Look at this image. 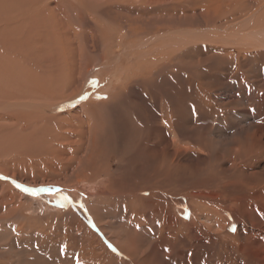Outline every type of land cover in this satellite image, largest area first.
Segmentation results:
<instances>
[{"label": "rangeland", "instance_id": "374dc122", "mask_svg": "<svg viewBox=\"0 0 264 264\" xmlns=\"http://www.w3.org/2000/svg\"><path fill=\"white\" fill-rule=\"evenodd\" d=\"M145 1V4L132 1L129 4L126 0H0V69L11 71H0V94L6 91L16 95L17 101L34 99L41 104L52 102V96L49 95V99L46 98L48 95L34 94V97L19 99L18 93L23 94L29 88L27 86L34 85L33 82H46L48 76L41 72L49 74L55 70L52 67L62 66L61 59H67L63 54L71 55L68 57L70 62V58L79 59V51L83 49L78 45L89 39L95 29L110 31L128 40L144 41L147 45L150 41L165 39L168 31L162 20H170L173 16L178 21L182 19L180 17L191 16L192 20L200 21L199 25L192 24L189 42H176L178 44L170 47L162 43L151 54L143 51L144 54L141 56L140 53L138 57L142 64L150 55L153 57L158 53L157 56L162 58L157 73L155 70L150 77L143 76L150 82L156 81L157 89L154 93L146 86L139 91L136 89L138 99L133 101L142 112L136 125L147 132L146 142L152 146L148 151L150 157L159 159V151H166L170 161L176 164L178 178L173 181L176 191L168 197H155L156 187L130 193L131 189L123 190L119 186L120 181L137 182L134 179L141 172L149 171L147 164L143 168L136 160L144 158L142 153L134 157L139 149L130 153L123 150V142L128 141V146L136 143L130 144V139L119 133L125 120L123 113L117 115L116 111H109L108 118L120 123L116 127L119 138L115 139L124 154L113 163L112 158L107 161L106 153L102 156L105 164H100L109 168L112 176L98 173L93 168L101 165L85 163L83 159L89 151L86 139L80 145L82 149L79 145V150L73 149L76 160L82 159L77 167L76 160L66 165L63 160L52 158L44 145L42 150L38 149L40 146L29 140L31 130L10 136L2 133L0 264H91L92 257L97 264H264V0ZM79 4L86 10L84 15L76 9ZM143 6L148 8L141 9ZM207 16L211 17L207 19L209 22L204 20ZM126 17L146 21L150 17L161 19L160 24L165 30L152 37L139 32V28L133 30V25H129L130 28L123 25ZM114 19L119 20H116L117 24ZM49 26L56 27L52 28L56 31L51 33ZM62 34L66 36L62 38ZM55 35L61 39L58 46L62 50H56ZM93 37L96 38L95 33ZM113 40L116 42V38ZM110 41L109 38L107 43ZM98 42L96 49L100 53L102 44ZM115 42L108 44L110 50H114L110 62L97 57L87 66L78 65L81 59L74 66L68 62L64 65L65 68H76V77L71 79L74 84L73 81L66 82L69 85L66 84V88L71 89L68 91L74 92L69 100L60 103V114L65 116L64 112L69 111L75 115L84 105L106 103L113 87L121 83L126 72L136 69L128 63L124 48ZM88 46L87 52L94 50ZM56 53L57 57L54 56ZM168 53L169 57L166 56ZM170 61V65L167 64ZM39 67L41 70L37 69ZM152 76L153 80H150ZM53 77L54 82L57 76L50 79ZM172 78H176L177 85L174 86L178 92L165 86L164 80L172 81ZM0 107L3 106L0 104ZM79 114L83 117V112ZM87 116L96 124V129L104 119L101 113ZM72 120L66 121L64 126L74 128ZM200 120L204 126L208 125L209 131L200 127ZM49 126L53 128V125ZM153 127L160 131L158 137ZM37 133L33 134L34 138L43 136V133ZM107 133L105 139L110 136ZM97 135L101 136V133ZM190 135L202 142L195 143ZM61 145L59 148L65 150L66 146ZM103 149L105 147H100L97 151ZM184 167L187 175L180 170ZM163 180L159 176L155 182L163 183ZM25 189L37 191L32 194ZM183 193L189 195L188 200L182 197ZM197 193V199H191L190 196ZM114 194L118 196L111 197ZM124 197L137 201L127 205L126 215V208L118 205ZM92 208H104L111 216L106 217L103 213L102 219L95 223ZM125 216L129 220L126 219L127 224L118 221ZM96 239L107 247V253L101 252ZM93 248L99 257L91 254Z\"/></svg>", "mask_w": 264, "mask_h": 264}, {"label": "bare ground", "instance_id": "6f19581e", "mask_svg": "<svg viewBox=\"0 0 264 264\" xmlns=\"http://www.w3.org/2000/svg\"><path fill=\"white\" fill-rule=\"evenodd\" d=\"M129 4H130V1L134 2V3H139V2H143V4H145L147 1L145 0H126ZM66 2V0H65ZM76 2V1H75ZM60 3V2H59ZM82 3V2H81ZM264 3V2H263ZM67 4H69L67 2ZM132 4V3H131ZM142 4V3H141ZM140 4V5H141ZM259 4V3H258ZM7 5V4H6ZM39 5V3H38ZM71 5V4H70ZM133 5V4H132ZM138 4V6H140ZM9 7V6H8ZM75 7V6H73ZM191 7V6H190ZM76 8V7H75ZM144 8H148V6H143L141 9H144ZM169 8L170 10V7H167ZM175 8V7H174ZM79 13H86V10L83 8H80V4L78 5V7L76 8ZM75 9V10H76ZM137 9H140V8H137ZM141 9L139 11H141ZM109 10V9H106V11ZM112 10V9H111ZM2 11V10H1ZM7 11V10H6ZM77 11V12H78ZM147 11V10H146ZM174 11V10H173ZM142 12V11H141ZM140 12V13H141ZM185 12V11H184ZM76 13V12H75ZM108 13H111L108 11ZM107 13V14H108ZM146 14L148 12H145ZM153 13V12H152ZM45 14V13H44ZM88 14V15H87ZM85 15L89 16L90 14L87 13ZM93 14V13H91ZM96 14V13H95ZM149 14V13H148ZM84 15V14H83ZM98 16V13L96 14ZM145 15V14H144ZM45 16V15H44ZM50 16V15H49ZM82 16V15H81ZM92 16V18H97L96 16L94 15H90ZM89 16V17H90ZM84 17V16H82ZM88 17V19H90ZM110 17V16H109ZM141 17V16H140ZM94 18V19H95ZM182 19H179L178 21L172 16V18L169 20L168 18L166 20H162L164 21L165 23H163L164 27H166V30L164 29V27L162 26V24H160V20L161 19H158V20H153V18H147V21L146 19H142V18H128L126 17L125 18V24L123 25H126L127 24V27L130 26H134L132 27L133 30H136V28H139V32L143 31V32H146L150 35H152V37L154 35H156L158 32H161V31H168L166 34H165V39L163 37V40L159 38V40H153V41H150L147 45H150V46H147V45H144V41H138V40H128V39H125L123 36L121 35H117V34H113V32L111 33L110 31H106V30H103V29H95L96 31H94L95 33V36L96 38L93 37V35L90 36L89 39H84L85 37H83L84 39V42L82 44H80V46L78 45V47H82V51L80 53V58L78 59V57H76L77 59H73V58H70L72 62L68 61V57L69 55H65L63 54L64 56H67V59H61L63 61V65H59L58 67H52L53 69H55L54 71H50L49 74L47 72H41V74H46L48 76H45L48 80V82L44 81V80H41V82L38 83L37 82H33L31 84H34L29 88L25 89L24 92H22L23 94L21 93H18V98L19 99H22V98H26V97H34L35 95L34 94H37L38 96L40 97H44L45 95H48V97L46 98H49L50 96H52V99L50 103H47V104H41L40 102L38 101H35L34 99H30L28 101H24V100H19L17 101L16 100V95H11L10 93L4 91L0 94V97H2L0 99V104L3 106V107H0V134L2 135V133L4 134H8L9 136L10 135H13L17 132H20L22 130H31L29 131V140L34 143L36 146H40V148L38 149H41V146L44 145L46 146L45 148V151L48 152L52 158H56L58 159L59 161L63 160L64 163H66V165H69L72 161H75L76 160V156L74 155L75 154V150H73L74 148H76V150H79V148L77 147V145H80L85 141L86 139V142H87V152H84V153H87V155L85 156V163H88V162H94L92 163L91 165H101L100 163H103L102 162V156L105 154L106 156V159L108 158L107 161H109V158H112V163L114 160H118L119 159V155H123L124 154L122 153V151L118 148V144H116L117 139L115 138H119L118 135L116 134L117 132V129L116 127H118V125H120V123H117V121L115 120V122H113L112 120H110L108 117H109V111L111 110L112 112L113 111H116L117 112V115H120L121 113H123V117L125 118V120L123 121L122 125H121V131L119 133H123L125 134L126 137H128V139H130V144H133L135 141V145H130L128 146V141H125L122 143V146H123V150H126L128 151L129 153L136 149L138 150L139 149V152L134 155V157H137V155L139 153H142L141 157H144V158H139V159H136L137 161H139L140 163L138 164L139 166H142L144 168V164H147V168L149 171L146 172V173H143L141 172L140 175H138L136 177V180L137 182H131V181H120L119 183V186L121 188L124 189H131L132 191H130V193H135L138 191V189H143L144 190H147L146 187H156V194L154 195L155 197H158L160 195H164L166 197L170 196L171 193H173L174 191H176L174 188H173V181L174 179H177L178 178V170L176 168V164L174 165L170 159H169V155L166 151H159V159L157 158H153V157H150V153L148 154V151L151 149L150 145L146 142L147 140L145 139V135H147V132H144L141 131V129L139 128L138 129V125H136L139 120V117L140 115H142V112L139 111L138 109V104L135 103L134 101L136 100V98L138 99V91L140 88H146L148 87V89L154 93L155 89H157L158 86H156L157 82L154 81L153 82H150L148 79H143V76H151L150 74H152L153 71L157 70V66H158V62H159V59H162L161 57H158L157 54L155 56H149L148 57V61L145 60V62L142 64L141 62V58L138 60V57H140V53L141 56L145 53V54H151L154 50H157L158 47L163 43V45L167 44V47L171 44H175L176 42H179L180 43H186V41L189 40V35H191L193 32H191V27H192V24L195 23V25H199L200 21L196 20V19H193L191 18V16H184V17H180ZM211 17H204V20H206L207 22H209V19ZM54 19V18H53ZM84 19V18H83ZM92 19V20H94ZM94 20L95 21H98V20ZM116 20L119 21L118 19H114L113 22L115 24L116 23ZM100 21V20H99ZM202 21V20H201ZM47 22V21H46ZM137 22H141V23H137ZM205 22V23H207ZM50 23V21H49ZM63 23V22H62ZM89 23V22H88ZM120 23V22H119ZM118 23V24H119ZM65 24V23H63ZM75 24V23H74ZM96 24H99V23H96ZM106 24V23H105ZM56 25V24H55ZM54 25V26H55ZM101 25V24H99ZM121 25V24H119ZM161 25V26H160ZM47 26V25H46ZM68 26V25H67ZM51 26H49L50 28ZM85 27V26H84ZM126 27V26H124ZM146 27V28H144ZM54 28V27H52ZM51 29V33H53V31H56L54 29ZM66 28V27H65ZM130 28V27H129ZM49 29V30H50ZM61 30V28H59ZM127 29V28H126ZM35 30V29H34ZM44 30V28H43ZM53 30V31H52ZM68 30V28H67ZM200 30V29H199ZM38 31V30H37ZM63 31V30H62ZM129 31V30H128ZM127 31V32H128ZM69 32V31H68ZM67 32V33H68ZM82 32V31H81ZM88 32V31H87ZM130 32V31H129ZM31 33V32H30ZM47 33V32H46ZM62 33V32H61ZM126 33V32H125ZM122 34V33H121ZM134 34V33H133ZM137 34V33H136ZM161 34V33H160ZM50 35V33H49ZM58 35V34H57ZM83 35V34H82ZM114 35H117V36H114ZM163 35V34H162ZM200 35V34H198ZM53 36V35H52ZM62 38L63 36H66L65 34L61 35ZM74 36V35H72ZM75 36L78 37V35L76 34ZM126 36V35H125ZM56 38V35L54 36ZM52 37V40L53 38ZM60 37V36H59ZM88 37V36H87ZM145 37V36H144ZM15 38V36H14ZM71 38V36H70ZM75 38V37H74ZM110 40L112 39V41H110L109 43H107V40ZM116 38V43L115 39ZM127 38V36H126ZM138 38V36H137ZM140 38H141V35H140ZM20 39V38H19ZM36 39V38H35ZM34 39V40H35ZM57 39V38H56ZM67 40V37L65 38ZM157 39V38H156ZM188 39V40H187ZM205 39V38H204ZM203 39V40H204ZM16 40V38L14 39V41ZM33 40V39H32ZM41 40V39H40ZM72 40V39H71ZM75 40V39H74ZM128 40V41H126ZM20 41V40H19ZM42 41V40H41ZM54 41V40H53ZM56 41V40H55ZM61 41V39H57V43H55V45L57 46V51L58 49L60 50L61 48L58 46L59 42ZM64 41V40H63ZM100 41L102 44V48L100 49V53H98L97 51V46H99V42ZM115 42L116 45L120 48H124L121 49L123 51H125V53L127 54L128 56V60L126 62H128L129 64H131L133 66V69L134 67L136 66V69L135 70H132V71H127L125 76L122 78L121 80V83L119 82V84H117L116 86L113 87V90L110 94V97L108 99V101L106 103H102V104H99L97 103V105H94V104H87V105H84L82 107V110L81 111H78L75 115H71L69 113V111L67 112H64L66 113L65 116L62 115V113L60 114L59 113V110L61 107V104L63 101H65V99L67 100L68 97H71V93L74 92V91H68V90H71V89H67L66 87V84L69 83V82H72L73 81V84H74V80H71L72 78L75 79V73H74V70L76 68H65L64 65L66 64L67 65V62L70 63L72 66H74V63H77L80 59V61L77 63L78 65L80 64H84L82 66H87L89 64V62L91 63V61L95 58H100L103 60H107V62H110L111 61V55L114 50H110L108 44H111L112 42ZM45 42V41H44ZM68 41H66L67 43ZM189 42V41H188ZM19 43V42H18ZM17 43V44H18ZM24 43V42H23ZM54 43V42H53ZM64 43V42H63ZM65 43V44H66ZM8 44V43H7ZM25 44V43H24ZM65 44H64V47H65ZM68 44V43H67ZM79 44V42H78ZM113 44V43H112ZM146 44V43H145ZM178 44V43H176ZM175 44V45H176ZM182 44V45H183ZM19 45V44H18ZM54 45V46H55ZM60 45V44H59ZM70 45V43H69ZM90 46L91 48H93L94 50L92 51H89L87 52L86 49H87V46ZM115 45V44H114ZM144 45L145 49H141L142 46ZM55 46V48H56ZM68 45H66L67 47ZM72 46V45H71ZM70 46V47H71ZM88 46V48H90ZM180 46V45H179ZM69 49H72V47H74V44L73 46ZM117 47V48H118ZM176 47V46H175ZM178 47V46H177ZM79 48V49H80ZM180 48V47H179ZM183 48V47H182ZM11 49V48H10ZM44 49V48H43ZM164 49V48H163ZM172 49V48H171ZM177 49V48H175ZM188 49V48H187ZM62 50V49H61ZM73 50V49H72ZM120 50V49H119ZM174 50V49H172ZM184 50V49H183ZM52 51V49H51ZM55 51V49L53 50V52ZM65 51V50H64ZM69 51V50H68ZM74 51L76 52L75 54H77V50L74 48ZM144 51V53H143ZM175 51V50H174ZM52 52V53H53ZM73 52V51H72ZM49 53V52H48ZM55 53V52H54ZM61 53V52H60ZM59 53V54H60ZM89 53V55H88ZM161 53V52H160ZM164 53V52H163ZM184 54V53H183ZM182 54V55H183ZM18 55V54H17ZM61 55V54H60ZM54 56H58L57 53L56 55ZM53 56V57H54ZM71 56V55H70ZM75 56V55H74ZM78 56V55H77ZM146 56V55H145ZM166 56H170V53H168ZM9 57V56H8ZM52 57V56H50ZM12 58V57H11ZM14 58V57H13ZM47 58V57H46ZM31 59V58H30ZM59 59H60V56H59ZM100 59H99V62H100ZM13 60V59H12ZM35 60V59H34ZM57 60V59H56ZM151 60V61H149ZM184 60V59H183ZM186 60V59H185ZM29 61V60H28ZM33 61V59H32ZM9 62V61H8ZM53 62V61H52ZM58 62V61H57ZM88 63V64H87ZM146 63V65H145ZM171 61L168 62L167 64L170 65ZM173 63V61H172ZM45 64V63H44ZM105 64V62H104ZM142 64V66H141ZM148 64L150 65V67L148 68ZM49 65H50V62H49ZM53 65V64H51ZM109 65V64H107ZM154 65H156V67H154ZM180 65V64H179ZM30 66V65H29ZM144 66H146L147 68H145L144 70ZM140 67L142 69H140ZM162 67V66H161ZM5 68V67H3ZM44 68V67H43ZM42 68V69H43ZM182 68V67H181ZM185 68V67H184ZM2 69V68H1ZM0 69V71H1ZM6 69V68H5ZM38 70H41V67L37 68ZM45 69V68H44ZM80 69V68H79ZM180 69V67L178 68ZM187 69V68H186ZM7 70V69H6ZM4 70V71H6ZM48 70V69H47ZM45 70V71H47ZM183 70V69H181ZM3 71V69H2ZM3 71V72H4ZM9 71V70H7ZM160 71L161 68H160ZM11 72V71H9ZM86 72V71H85ZM158 72V70L156 71V73ZM168 72V71H167ZM38 73V72H37ZM122 73V72H121ZM155 73V74H156ZM163 73V71H162ZM63 74V75H62ZM163 74H166L163 73ZM169 74V73H168ZM171 74V72H170ZM178 74V72H177ZM10 75V74H8ZM53 75H56L57 78L56 80L53 82V79H50V77H52ZM62 75V76H61ZM174 75V74H173ZM172 75V76H173ZM176 75V74H175ZM181 75V74H180ZM201 75V73H200ZM78 76V74H77ZM61 77H65L64 79L61 78ZM174 77V76H173ZM116 78V77H115ZM166 78V76H165ZM177 78V77H176ZM176 78H172L173 80L170 81V80H164L165 81V86H167L170 90L172 91H177L178 89L175 87L177 84H175V80ZM184 78V77H183ZM118 79V78H117ZM64 80V81H63ZM67 80V81H66ZM150 80H153V76L151 77ZM184 80V79H183ZM69 81V82H68ZM120 81V80H119ZM163 81V82H164ZM67 82V83H66ZM139 82V83H138ZM181 84V83H180ZM45 85H49V86H45ZM68 85V84H67ZM82 86V84H80ZM158 85V84H157ZM175 85V86H174ZM192 85V84H191ZM4 86V85H3ZM51 86H54V87H51ZM69 86V85H68ZM80 86V87H81ZM49 87V88H48ZM83 87V86H82ZM174 87V88H172ZM31 88V89H30ZM74 88V87H73ZM138 89V91L136 90ZM182 89V88H181ZM76 90V89H75ZM169 90V91H170ZM77 91V90H76ZM144 91V90H143ZM142 91V92H143ZM165 91V90H164ZM11 92V91H10ZM13 92V91H12ZM84 92V91H83ZM171 92V91H170ZM178 92V91H177ZM185 92V90H184ZM182 92V93H184ZM172 93V92H171ZM26 94V95H24ZM75 95H77V92L74 93ZM73 94V96H74ZM167 94V93H166ZM50 95V96H49ZM79 95H80V91H79ZM78 95V96H79ZM82 95V94H81ZM81 95L79 96L81 98ZM171 95V94H170ZM173 95H174V92H173ZM177 94L175 93L174 96H176ZM185 95V94H184ZM172 96V95H171ZM78 97V98H79ZM168 97V96H167ZM179 97V96H178ZM186 97V95H185ZM11 98H13L14 101H9ZM77 98V96H76ZM79 98V99H80ZM135 98V100H134ZM169 98V97H168ZM167 98V99H168ZM171 98V97H170ZM169 98V99H170ZM174 98V97H173ZM50 99V98H49ZM37 100V99H36ZM69 100V99H68ZM134 100V101H133ZM180 100V99H179ZM187 100V99H186ZM152 101V100H151ZM168 101V100H167ZM181 101V100H180ZM77 102V101H76ZM93 102V101H92ZM100 102V101H99ZM144 102V101H143ZM169 102V101H168ZM46 103V102H45ZM82 103V102H81ZM90 103V102H89ZM151 103V102H150ZM99 104V105H98ZM177 104V103H176ZM179 104V103H178ZM186 104V103H185ZM185 104H183L182 106H184ZM46 105V106H45ZM189 105V104H188ZM144 106V104H143ZM145 107V106H144ZM184 108V107H183ZM16 109H19V110H16ZM64 109V108H63ZM68 109V108H67ZM185 109V108H184ZM188 109V108H187ZM66 110V109H65ZM173 110V109H172ZM177 110V109H176ZM181 110V108H180ZM14 111H18V112H14ZM187 111V110H186ZM79 112H83V117L79 114ZM177 112V111H176ZM47 113H51V114H47ZM102 115V117H104V119L102 120L101 123H98L99 127H97L98 129H96V124H94L90 119V117L87 116L88 115H97V114H100ZM191 113V112H190ZM178 114V113H177ZM181 114V113H180ZM163 115V114H162ZM142 117V116H141ZM175 117V116H174ZM73 119V120H72ZM182 119V118H181ZM191 119V117H190ZM68 120H72V123L74 124V128L70 126V129L68 127H65L64 125L66 124V121ZM153 120V119H152ZM44 121H47V124L44 123V125L42 124V122ZM150 121V120H149ZM163 121V120H161ZM164 122V121H163ZM189 122V121H188ZM53 125V128L50 127L49 125ZM148 123V122H147ZM84 124L85 125V129H84ZM68 125V124H67ZM200 127L202 129H205L207 128V130L209 131L208 129V125L207 127L204 126V122H201L200 120V123H199ZM102 129L99 131V129ZM106 128V131L105 129ZM183 128V127H182ZM18 130V131H17ZM74 130V132H73ZM153 130L155 132V135L156 137H158V135L160 134V131L157 129V127H153ZM54 131V133H53ZM102 131V132H101ZM108 131V133H107ZM35 132H39V133H43V136L41 138H34L33 137V134ZM37 133V135L39 134ZM98 133H101V136H98L97 134ZM106 133L107 135L109 134V138H106L105 139V136H106ZM115 134V135H114ZM154 134V133H153ZM115 137H114V136ZM124 136V135H123ZM151 136V134H150ZM12 137V136H11ZM114 137V138H113ZM184 137V136H183ZM191 139L194 140L195 143H201L202 139L200 140L199 138H197L195 135H190ZM148 138V137H147ZM2 139V138H1ZM105 139V140H104ZM29 141V142H30ZM128 142V143H127ZM65 145L66 148L65 150L63 149H60L59 146L60 145ZM61 145V146H62ZM125 145V146H124ZM100 147H105V149H103V151L99 152L97 151L98 148ZM80 149H82V146L80 147ZM155 149V148H154ZM156 150V149H155ZM163 150V149H162ZM157 151V152H158ZM93 152H95L97 154V157L95 154L93 155ZM152 152V151H151ZM67 153H70V156L68 155L67 156ZM38 155V154H37ZM144 155V156H143ZM153 155V154H152ZM154 156V155H153ZM84 158V157H83ZM81 160L82 159H78L75 161V163H77V167H79L81 164ZM110 162V161H109ZM121 162V160H120ZM59 163V162H58ZM105 164V163H103ZM107 164V163H106ZM110 164V163H109ZM123 164V163H122ZM90 165V166H91ZM89 166V167H90ZM118 166V165H117ZM82 168V167H80ZM87 168V167H85ZM93 168L96 169V171L99 173V172H104L103 175H110L112 176L111 174H109V171L110 169L107 168L106 166H100V167H96V166H93ZM182 174H188L186 173V167L180 169ZM91 171V170H90ZM95 171V170H93ZM92 171V172H93ZM78 172H76L77 174ZM81 175V174H80ZM92 175V174H91ZM162 178L164 179L163 180V183H157L155 182L158 178ZM93 177V176H92ZM87 178V177H86ZM90 178V177H89ZM108 178V177H107ZM111 178V177H109ZM98 179V178H97ZM100 179V178H99ZM139 179H141L140 181H138ZM82 180V179H81ZM88 181V180H87ZM96 181V180H95ZM112 181V180H111ZM196 180L192 181V182H195ZM118 182V181H117ZM115 182V183H117ZM113 183V182H112ZM112 187V186H111ZM107 189H109L110 191H114L113 188H109L107 187ZM108 190V192H109ZM118 190V189H117ZM182 197H184L185 199L187 198L188 200V197L189 195H187L186 193H183L181 194ZM118 194H114L112 195L111 197H117ZM197 196H198V193L195 194V195H192L190 196L191 199H194L196 198L197 199ZM130 197H134V196H130ZM130 197H124V199L122 200L121 203H119L118 205L119 206H123V208H126L125 210V215H126V212H127V205L128 204H131L133 205V203H137V201H134L132 200V198ZM135 198V197H134ZM195 199V200H196ZM190 200V199H189ZM97 205V208H98V203H96ZM116 205V206H118ZM199 211V210H198ZM91 212H94L95 213V217L94 218V222H99L103 216V213H105L106 217H108L110 214H107V212H105V209L104 208H100L99 210L97 209H91ZM130 213L133 215L134 212H131ZM116 215V214H115ZM111 216V215H110ZM117 217V216H115ZM124 218V219H123ZM121 218L120 220H118L119 222H121L122 224L126 223L127 224V216ZM127 219V220H126ZM129 221V220H128ZM95 222V223H96ZM129 223V222H128ZM97 227V226H96ZM104 225H102V230L104 231L103 229ZM96 243H98L99 245V248L101 250L102 253H107V247L101 243L99 240L96 239ZM89 248V247H88ZM91 254H94L95 257H99V255L96 253L95 249H91ZM91 264H97V260L92 257L91 259ZM44 262V261H43ZM47 262V261H46ZM45 262V263H46ZM64 262V261H63ZM41 263V262H39ZM43 264V263H42ZM100 264V263H99Z\"/></svg>", "mask_w": 264, "mask_h": 264}, {"label": "snow or ice", "instance_id": "6c2138e0", "mask_svg": "<svg viewBox=\"0 0 264 264\" xmlns=\"http://www.w3.org/2000/svg\"><path fill=\"white\" fill-rule=\"evenodd\" d=\"M25 191H30L32 194H35L37 190L36 189H31V190L25 189ZM40 191H52V189H40Z\"/></svg>", "mask_w": 264, "mask_h": 264}]
</instances>
